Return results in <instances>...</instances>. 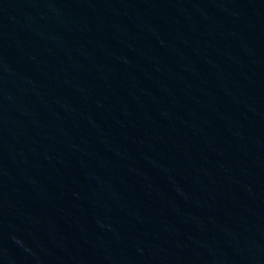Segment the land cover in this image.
Returning a JSON list of instances; mask_svg holds the SVG:
<instances>
[{"label":"water","instance_id":"water-1","mask_svg":"<svg viewBox=\"0 0 264 264\" xmlns=\"http://www.w3.org/2000/svg\"><path fill=\"white\" fill-rule=\"evenodd\" d=\"M0 264H264V0H0Z\"/></svg>","mask_w":264,"mask_h":264}]
</instances>
